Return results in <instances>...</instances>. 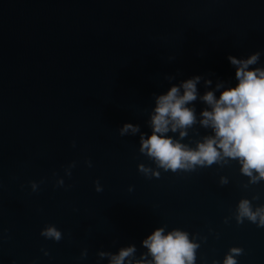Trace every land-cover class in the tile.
I'll list each match as a JSON object with an SVG mask.
<instances>
[{"label":"water","instance_id":"water-1","mask_svg":"<svg viewBox=\"0 0 264 264\" xmlns=\"http://www.w3.org/2000/svg\"><path fill=\"white\" fill-rule=\"evenodd\" d=\"M254 52L264 68V0H0V264H110L129 246L121 264H147L156 228L186 232L193 264H264V225L238 211L264 207V178L141 151L156 98L193 76L195 120L164 135H212L200 97Z\"/></svg>","mask_w":264,"mask_h":264},{"label":"clouds","instance_id":"clouds-1","mask_svg":"<svg viewBox=\"0 0 264 264\" xmlns=\"http://www.w3.org/2000/svg\"><path fill=\"white\" fill-rule=\"evenodd\" d=\"M258 56V52L241 59L228 55V61L236 66V83L223 88L217 84V89L222 88L218 97L211 90L200 97L209 107L202 109L199 123L210 127L212 135L198 141L194 148L164 135L169 129L180 128L179 135L183 137L185 127L195 120L193 108L186 103L196 98V82L200 77L193 76L179 86L172 85L156 98L151 117L152 132L146 139L141 138V151L159 166L171 170L211 164L221 156L231 157L238 160L244 174L253 176L255 170L258 175L253 179L264 178V68L248 67L257 61ZM129 128L136 131L128 123L120 131L123 133ZM238 211L239 216H247L252 221L259 217L258 223L264 225V207L252 211L248 201L241 200ZM41 234L53 239L60 237V231L52 225L42 229ZM142 243L152 257L147 264H193L194 250L198 247L188 239L186 232L179 229L165 232L163 228H156ZM230 251L238 252L239 249ZM132 252V246L121 249L112 256L110 264H121ZM223 264H236L235 258L226 254Z\"/></svg>","mask_w":264,"mask_h":264}]
</instances>
